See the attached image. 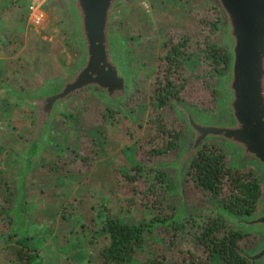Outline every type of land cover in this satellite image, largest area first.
<instances>
[{"label": "rangeland", "instance_id": "obj_1", "mask_svg": "<svg viewBox=\"0 0 264 264\" xmlns=\"http://www.w3.org/2000/svg\"><path fill=\"white\" fill-rule=\"evenodd\" d=\"M29 1L0 0V159H4V164L13 163L17 181L21 173L19 157L34 128V111L27 105L7 98V90L44 92L68 68L70 70L76 66L82 54V45L75 35L66 2L57 0L48 6L42 5L47 22L36 29L26 20L28 12L25 5ZM212 5L218 9L211 0H125L123 6L118 5L115 8L117 37L124 39L128 50L127 58L137 68L136 91L127 102L126 109L112 108L116 113L114 120L107 125L108 145L99 151L92 147V161L95 166L91 170L80 169L74 164L70 167L61 166L63 170H48L45 162L61 155L59 150H52L49 146L54 130L52 126L60 112L81 109L86 127L91 129L96 122L97 111L109 100L104 97L100 99L101 95L98 94L79 95L64 103L52 118L43 137L38 161L27 175L24 202L26 233L39 246L42 264H108L101 256L107 239L105 233L99 229L97 214L101 205L111 206L112 211L117 212L121 203L126 202V191H123V182L116 171L135 162V154L129 149V145L134 143L136 136L145 137L151 133L143 107L148 101V83L152 77L159 75L162 67L161 56L168 47L165 43L168 35L176 37L186 33L194 39L201 38L202 32L197 20L210 11ZM219 34L220 39L217 37V40L227 46L222 40L221 22ZM197 59L196 68L201 71L205 64ZM222 97L223 93L220 92L219 99ZM190 107L197 113H207L194 106ZM141 109L145 114H138L137 111ZM219 109L217 101L208 112ZM172 110L175 115L178 114L173 106ZM180 120L184 125L182 117ZM138 128L139 132H136ZM132 134L135 138H132ZM182 145L181 142L179 152ZM177 156L172 159H158L156 166L172 163ZM243 165L253 164L248 162ZM113 166L116 169H110ZM254 168L259 171L255 166ZM170 171L175 177L174 170ZM259 174L261 175L260 171ZM174 192L176 193L172 198L177 203L176 212L180 203H183V216L189 213L200 219L215 214V200L202 197L184 179L182 190L176 184ZM16 204L17 202L13 203L12 209L16 208ZM127 211L125 219L132 222L149 218L153 214L151 209L139 207ZM13 217L14 220L8 227L10 231L17 230V225H13L17 215ZM162 235V231L151 234L144 247L135 251L131 264H147L158 253H163L170 263L180 262L188 249L196 254L202 253L201 246L189 230H184L175 244L168 239V233H164L165 239ZM11 237L14 238L13 235Z\"/></svg>", "mask_w": 264, "mask_h": 264}, {"label": "trees", "instance_id": "obj_2", "mask_svg": "<svg viewBox=\"0 0 264 264\" xmlns=\"http://www.w3.org/2000/svg\"><path fill=\"white\" fill-rule=\"evenodd\" d=\"M212 6L197 20L202 37L194 39L186 34L181 41L167 47L161 56L159 75L148 83V101L143 107L151 133L136 138L132 134L135 139L129 149L135 154V162L116 171L123 182V191H126V202L121 203L117 212H113L111 206L101 205L97 214L99 229L107 239L101 256L108 264H131L135 251L142 249L155 231H162L164 239V233H168V239L175 244L184 230H189L202 253L196 254L188 249L180 262L171 263L163 253H158L147 264H248L243 253L258 243L259 234L235 229L219 210L223 207L239 216L256 211L261 188L259 171L253 165H232L223 145L217 141L205 142L189 160L184 180L191 183L202 197L215 200L216 212L200 219L189 213L174 219L177 209L172 198L176 193L175 179L170 170L155 163L158 159L176 157L185 137V127L173 113L171 99H182L200 111H211L218 95L216 85L228 71L230 53L227 46L218 44L217 40L220 11ZM198 54L201 63L205 64L201 71L196 68ZM142 110L137 111L138 114H145ZM97 112L91 129L86 127L81 109L58 114L49 146L52 150H59L61 155L45 162L48 170H63L61 166L74 164L87 171L95 166L91 149L106 148L109 140L107 125L114 120L116 113L105 105ZM16 181L13 163L4 164L1 158L0 264H42L39 246L31 235L8 228L14 220L13 215H17V207L12 209L18 200ZM135 207L151 209L153 214L138 222L126 220L127 210Z\"/></svg>", "mask_w": 264, "mask_h": 264}, {"label": "water", "instance_id": "obj_3", "mask_svg": "<svg viewBox=\"0 0 264 264\" xmlns=\"http://www.w3.org/2000/svg\"><path fill=\"white\" fill-rule=\"evenodd\" d=\"M48 6L57 0H39ZM68 6L74 32L82 45V54L74 68L52 82L44 92L32 94L10 90L18 103L34 111V128L20 155L17 217L14 226L25 233L27 217L24 202L27 175L38 161L45 130L58 109L73 97L91 92L116 102L125 93V74L114 58L113 34L115 8L122 0H63ZM221 13L222 40L230 53L228 71L222 79L220 109L197 113L185 103L173 99L174 110L186 129L182 149L174 162L160 166L174 170L178 189L183 188L185 170L207 141L223 145L232 165L251 162L259 169L261 195L254 213L236 215L226 208L219 210L235 229L258 233L256 247L243 253L248 264H264V0H211ZM2 30L0 28V35ZM255 162L256 164H254ZM183 211L180 203L174 219Z\"/></svg>", "mask_w": 264, "mask_h": 264}, {"label": "flooded vegetation", "instance_id": "obj_4", "mask_svg": "<svg viewBox=\"0 0 264 264\" xmlns=\"http://www.w3.org/2000/svg\"><path fill=\"white\" fill-rule=\"evenodd\" d=\"M124 4H125V0H122L119 5L123 6ZM218 26H219V29H220V23H219ZM185 35H186V33L184 35H177L175 37V36H172V34H170V37L168 39H166L167 46L168 47H172L173 44L177 43L178 41H181V39L184 38ZM218 37L220 39V34H218ZM218 44L222 45L220 40H218ZM113 53L115 55L114 58L118 61V64L120 66V74H125V79H126V83L124 85L125 93H124L123 97L118 98V100L116 102H113V101L109 100V102L106 101V104H104V105L107 106V107H111V108L121 109L122 110V109H126L127 108V102L129 101L130 97H133V92L136 91L135 86H136V81L137 80H136L135 76H136V73H137V68L135 67L134 63L130 62V60L127 58L128 50L126 48V44L124 42V39H118L117 32H116L115 29H114V34H113ZM198 58H199V60L201 62L200 54H198ZM72 68H74V67H72ZM67 70H69V68ZM219 82H220V80L218 81V83ZM218 83L216 85V87L218 89V95H217V98H216L215 102L218 101V103L220 104L219 96H220L221 90H220V85ZM51 84H49L47 86V89L51 86ZM10 90H12V89H8L7 90L6 96H7V98L13 99V101H15L14 98H12V95H9ZM13 90L15 91L17 89H13ZM18 91L22 92L21 90H18ZM43 91H45V90H43ZM39 93H42V91L41 92H37V93L34 92L32 94H39ZM90 94L91 95H97L98 94V95H101L100 99H104V98L106 99V97H104L100 93L91 92ZM101 97H104V98H101ZM173 99H175V98L171 99V103L173 102ZM176 99H178V98H176ZM178 101H181V102L185 103L188 106H192V105H190V103L188 101H183L182 99H178ZM23 105H27V104H23ZM27 106H29V105H27ZM176 116L179 117V119L181 118L178 114ZM45 131H48V128Z\"/></svg>", "mask_w": 264, "mask_h": 264}, {"label": "built area", "instance_id": "obj_5", "mask_svg": "<svg viewBox=\"0 0 264 264\" xmlns=\"http://www.w3.org/2000/svg\"><path fill=\"white\" fill-rule=\"evenodd\" d=\"M41 7L42 4L39 0H30L26 6L27 23L36 29L44 26L47 22V15Z\"/></svg>", "mask_w": 264, "mask_h": 264}]
</instances>
